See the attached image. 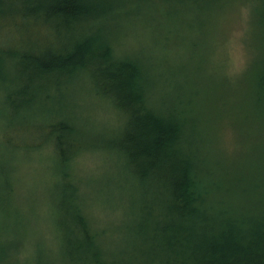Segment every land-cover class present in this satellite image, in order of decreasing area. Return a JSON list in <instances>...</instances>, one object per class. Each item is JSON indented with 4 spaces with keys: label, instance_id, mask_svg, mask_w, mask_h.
<instances>
[{
    "label": "trees",
    "instance_id": "16d2710c",
    "mask_svg": "<svg viewBox=\"0 0 264 264\" xmlns=\"http://www.w3.org/2000/svg\"><path fill=\"white\" fill-rule=\"evenodd\" d=\"M119 1L0 0V79L6 90L5 101L11 106L9 115L19 114L37 100L51 99L50 91L60 88L63 79L76 70H85L125 116L111 143L118 146L134 177L133 184L139 188L141 214L129 227L131 241L140 237L138 251L145 256L140 261L264 264V201L247 202L240 206L244 212L234 211L220 195L231 181L225 168L212 162L204 144V133L220 129L218 125L224 120L232 118L239 124L242 119L237 112L226 115L222 110L213 115V111L203 113L193 105L194 99L201 101L206 88L218 87L224 79L206 71L209 61L203 53L207 47L195 39V51L181 58L175 72L170 70L173 84L163 88L162 71L156 62L142 55L131 59L134 50L123 56L106 39L109 26H115L117 16L125 10ZM194 4L195 0L192 7ZM259 9L263 12L257 24L264 30V0H260ZM9 59L14 60L13 68L6 64ZM258 64L251 79L253 86L250 91H240V100L246 98L241 106L253 108L264 118V56ZM8 73L16 79L7 82ZM177 73L185 79L174 78ZM252 92L259 94L256 104L250 99ZM196 104L201 107L200 102ZM43 125L47 129L44 140L51 137L54 141L59 166L61 191L54 205L60 254L50 260L39 253V264H116L108 259L99 231L83 211L82 197L63 190L72 177L66 172L67 165L81 149V145L68 141L73 126L67 119ZM14 135L9 132L6 145H22ZM33 140L24 142L28 145ZM259 142L264 143V132ZM251 143L246 148L248 154L242 148V159L250 166L244 181L264 176V156L256 154V142ZM6 170L8 166L5 169L0 162V202L9 200ZM249 186L257 188L259 183L243 185ZM0 210L2 217L11 221L10 205ZM5 226L2 221L0 230ZM131 246L133 254L125 264L138 263L136 245Z\"/></svg>",
    "mask_w": 264,
    "mask_h": 264
},
{
    "label": "rangeland",
    "instance_id": "374dc122",
    "mask_svg": "<svg viewBox=\"0 0 264 264\" xmlns=\"http://www.w3.org/2000/svg\"><path fill=\"white\" fill-rule=\"evenodd\" d=\"M193 1L120 0L119 6L125 10L117 16L116 25L109 26L106 39L123 56L134 50L131 59L144 57L156 62L162 71L163 88L173 84L170 70L175 72L181 58L195 49L194 40L201 39L200 46L207 47L203 53L209 61L206 71L224 79L220 86L206 88L200 96L202 102L194 99L193 105L203 113L209 109L213 115L222 110L226 115L237 112L242 119L239 124L232 118L224 120L218 125L220 129L204 133V144L212 162L225 168L231 181L220 195L234 211L244 212L242 204L264 201V176L244 181L250 166L242 159V148L248 154L249 141L256 142L255 153L264 156V143H257L264 132V118L253 108L241 106L246 98L240 100V91H250L253 86L251 79L264 56V30L257 24L263 9H259L260 0H195L192 7ZM6 64L13 68L14 60ZM8 74L7 82L16 79L14 74ZM174 78L185 79L181 73ZM62 83L50 91L51 99L37 100L24 106L19 114L9 115L10 105L5 101L6 90L0 79V162L5 169L8 166L10 187L9 200L1 201L0 207L10 205L12 210L11 221L0 214V227L2 221L7 223L0 230V264H39V253L50 260L59 257L60 229L54 205L61 191L59 166L54 141L51 137L44 140L47 129L43 123L65 119L74 129L68 141L82 147L67 165L66 172L72 177L63 190L82 197L83 211L99 231L108 259L125 264L133 254L131 245H136L137 251L141 247L140 237L137 242L131 241L129 227L141 214V208L134 177L118 146L111 143L121 129L124 113L97 88L85 70H76ZM250 99L256 104L259 94L252 92ZM9 132L17 134L14 136L22 145H6ZM33 138L31 144L24 142ZM207 161L210 163V158ZM252 181L259 186L243 187ZM142 258L144 254L138 251V263L133 264H143Z\"/></svg>",
    "mask_w": 264,
    "mask_h": 264
}]
</instances>
